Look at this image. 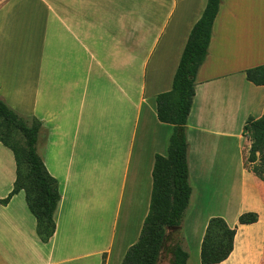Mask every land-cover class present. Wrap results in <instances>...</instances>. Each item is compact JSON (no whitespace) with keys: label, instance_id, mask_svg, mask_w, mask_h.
I'll list each match as a JSON object with an SVG mask.
<instances>
[{"label":"crops","instance_id":"crops-1","mask_svg":"<svg viewBox=\"0 0 264 264\" xmlns=\"http://www.w3.org/2000/svg\"><path fill=\"white\" fill-rule=\"evenodd\" d=\"M206 2L0 0V99L41 123L36 151L60 195L46 244L22 191L0 204V264H121L148 213L154 158L166 155L173 130L157 120L155 98L171 90ZM262 65L264 0H220L185 125L186 264H200L213 217L236 227L220 264H254L238 242L254 233L264 241V183L243 156L247 119L264 115V86L245 71ZM15 177L13 154L0 144V201ZM244 213L258 221L239 225Z\"/></svg>","mask_w":264,"mask_h":264},{"label":"trees","instance_id":"trees-1","mask_svg":"<svg viewBox=\"0 0 264 264\" xmlns=\"http://www.w3.org/2000/svg\"><path fill=\"white\" fill-rule=\"evenodd\" d=\"M220 0H207L205 9L190 31L175 71L171 90L155 98L156 117L173 127L165 156L156 155L152 170V191L147 216L139 238L125 253L121 264H158L164 248L171 254L170 264H186L188 253L179 241V228L191 196L188 182L185 125L195 95V77L207 56L211 29ZM247 81L264 86V65L245 71ZM41 123L35 118L13 114L0 99V144L14 157L16 177L5 206L20 191L26 206L35 218L36 235L43 244L55 233L54 214L60 201L57 181L47 172L36 144ZM249 140L246 164L255 177L264 183V115L249 117L243 128ZM258 221L255 213L238 217L239 225ZM236 227L230 228L220 217L207 222L200 244V264H220L233 251Z\"/></svg>","mask_w":264,"mask_h":264},{"label":"rangeland","instance_id":"rangeland-1","mask_svg":"<svg viewBox=\"0 0 264 264\" xmlns=\"http://www.w3.org/2000/svg\"><path fill=\"white\" fill-rule=\"evenodd\" d=\"M247 142L250 145V142L248 139H247ZM248 148L249 146L247 147V151L243 153V156L245 157V159L247 158ZM245 164H246V161H245ZM247 168L249 167L247 166ZM215 197L217 196H213V198ZM215 213H217L216 209L213 208V214ZM187 219H191V216H188ZM190 224L191 223H188V225ZM253 235L255 236H252V237L249 236L247 239L244 238L240 243L238 242L239 246L237 248V251L243 250V248H245L243 253H247L246 256L248 257L247 259L249 260V262H254V264H264V241L261 238H259L258 234L254 233ZM174 240L179 241L180 240L179 235H176L174 237ZM195 244H196L195 239H193L192 237L187 238V245L189 248H193ZM170 260H171V254L168 252V249L166 246V248H164L160 254L158 264H170Z\"/></svg>","mask_w":264,"mask_h":264}]
</instances>
